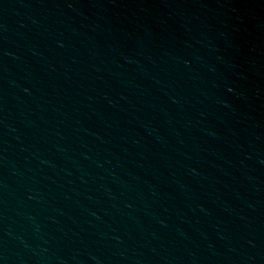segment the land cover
<instances>
[{
  "label": "water",
  "instance_id": "95a60500",
  "mask_svg": "<svg viewBox=\"0 0 264 264\" xmlns=\"http://www.w3.org/2000/svg\"><path fill=\"white\" fill-rule=\"evenodd\" d=\"M0 264H264V0H0Z\"/></svg>",
  "mask_w": 264,
  "mask_h": 264
}]
</instances>
